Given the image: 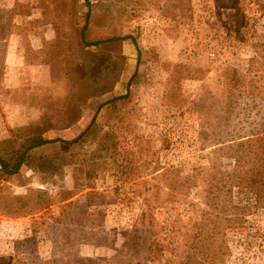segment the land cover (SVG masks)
I'll return each instance as SVG.
<instances>
[{
	"label": "rangeland",
	"instance_id": "374dc122",
	"mask_svg": "<svg viewBox=\"0 0 264 264\" xmlns=\"http://www.w3.org/2000/svg\"><path fill=\"white\" fill-rule=\"evenodd\" d=\"M261 133L264 0H0L1 155L61 140L0 173V264H264V208L201 217Z\"/></svg>",
	"mask_w": 264,
	"mask_h": 264
},
{
	"label": "trees",
	"instance_id": "16d2710c",
	"mask_svg": "<svg viewBox=\"0 0 264 264\" xmlns=\"http://www.w3.org/2000/svg\"><path fill=\"white\" fill-rule=\"evenodd\" d=\"M114 40L116 39L105 41ZM98 44L99 41L91 42L87 43V46ZM125 96L115 97L108 103L123 99ZM93 123L94 118L78 138L62 142L76 143ZM59 141L61 140L43 139L41 134H36L24 139L10 155L3 156L0 152V173L4 177L16 175L22 167L26 155L31 150ZM219 151H225L227 158L232 162V169L227 172L220 169L216 164L212 165V173L205 179L204 187L203 204L207 210H204L201 215L202 222L205 224L212 222L217 233L226 227L241 226L247 220V216L255 210L264 208V133L259 134L255 139L223 147ZM184 184L187 189L191 190L196 186L195 177H187ZM234 189L238 190V193L248 195L244 204H236L232 201L231 195ZM194 255L196 254L194 253ZM180 264H193L191 256L187 254Z\"/></svg>",
	"mask_w": 264,
	"mask_h": 264
},
{
	"label": "crops",
	"instance_id": "0c3cea01",
	"mask_svg": "<svg viewBox=\"0 0 264 264\" xmlns=\"http://www.w3.org/2000/svg\"><path fill=\"white\" fill-rule=\"evenodd\" d=\"M14 47H16V45L14 44V46H12L11 44H10V46L8 47V49H9V56L10 55H14V53H15V51L17 50V48L14 50Z\"/></svg>",
	"mask_w": 264,
	"mask_h": 264
}]
</instances>
